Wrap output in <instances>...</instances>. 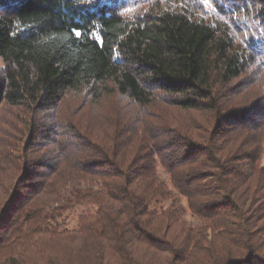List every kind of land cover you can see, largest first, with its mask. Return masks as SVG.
I'll list each match as a JSON object with an SVG mask.
<instances>
[{
	"label": "trees",
	"instance_id": "16d2710c",
	"mask_svg": "<svg viewBox=\"0 0 264 264\" xmlns=\"http://www.w3.org/2000/svg\"><path fill=\"white\" fill-rule=\"evenodd\" d=\"M263 157L264 0H0V264H264Z\"/></svg>",
	"mask_w": 264,
	"mask_h": 264
},
{
	"label": "rangeland",
	"instance_id": "374dc122",
	"mask_svg": "<svg viewBox=\"0 0 264 264\" xmlns=\"http://www.w3.org/2000/svg\"><path fill=\"white\" fill-rule=\"evenodd\" d=\"M262 164L264 165V157H263V159H262ZM90 209L89 208H87V207H76V208H74L73 210H71V211H69V212H67L66 214H65V219H66V226L68 227V228H74V227H76V225H77V219H78V217L80 216V215H82L83 213H85V212H87V211H89ZM186 220L188 221V222H192V224L194 223H196L195 222V220H193L192 219V217H190L189 215H187L186 217Z\"/></svg>",
	"mask_w": 264,
	"mask_h": 264
},
{
	"label": "snow or ice",
	"instance_id": "6c2138e0",
	"mask_svg": "<svg viewBox=\"0 0 264 264\" xmlns=\"http://www.w3.org/2000/svg\"><path fill=\"white\" fill-rule=\"evenodd\" d=\"M201 3L207 5L210 3V0H201ZM74 35L77 37V38H80L82 33L79 31V30H74ZM99 44L102 45V39L101 40H98L97 41Z\"/></svg>",
	"mask_w": 264,
	"mask_h": 264
}]
</instances>
